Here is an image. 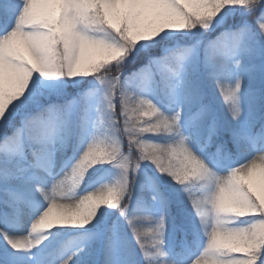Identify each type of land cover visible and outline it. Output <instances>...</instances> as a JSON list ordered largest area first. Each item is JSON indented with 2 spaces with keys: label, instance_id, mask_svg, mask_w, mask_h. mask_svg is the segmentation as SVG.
<instances>
[{
  "label": "snow or ice",
  "instance_id": "1",
  "mask_svg": "<svg viewBox=\"0 0 264 264\" xmlns=\"http://www.w3.org/2000/svg\"><path fill=\"white\" fill-rule=\"evenodd\" d=\"M0 264H264V0H0Z\"/></svg>",
  "mask_w": 264,
  "mask_h": 264
}]
</instances>
